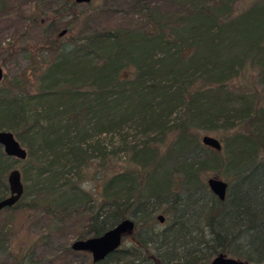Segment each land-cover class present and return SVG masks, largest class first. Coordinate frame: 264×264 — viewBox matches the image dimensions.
<instances>
[{
    "label": "trees",
    "instance_id": "16d2710c",
    "mask_svg": "<svg viewBox=\"0 0 264 264\" xmlns=\"http://www.w3.org/2000/svg\"><path fill=\"white\" fill-rule=\"evenodd\" d=\"M133 1L143 23L97 30L59 48L31 95L18 84L0 91V130L28 148L20 160L22 195L1 211L77 217L76 239L130 218L129 244L89 264H207L218 253L260 264L264 101L235 81L251 70L247 85L264 91V0L239 10L241 0H166L167 8ZM43 104L51 116L44 123L27 111ZM127 122L142 139L122 149L141 172L128 167L106 176L97 136ZM239 125L242 132L223 135ZM197 131L216 133L223 146H203ZM16 160L0 146V198ZM93 166L87 188L82 178ZM209 171L229 179L223 200L199 179ZM26 251L0 264H31L32 246Z\"/></svg>",
    "mask_w": 264,
    "mask_h": 264
},
{
    "label": "rangeland",
    "instance_id": "374dc122",
    "mask_svg": "<svg viewBox=\"0 0 264 264\" xmlns=\"http://www.w3.org/2000/svg\"><path fill=\"white\" fill-rule=\"evenodd\" d=\"M151 1L155 6L169 7L166 0ZM246 2L247 0L239 1L235 6L236 10L246 5ZM143 21L133 0H90L87 3H75L74 0H0V66L3 73L0 91L16 89L14 86L18 84L31 95L36 90L40 75L49 64L55 61L59 48L65 45L70 48V42H76L97 30L136 27V23L139 25ZM61 31L64 33L59 35ZM246 73H248L247 77H238L235 84L247 87L243 90L250 91L252 95L263 94L262 101H264V91L261 87L254 89L253 86L247 85L252 80L250 74L252 71L249 70ZM46 108L48 105L43 104L35 111H29V109L27 111L29 114H38L44 123L47 122V117L51 118ZM177 116L178 112L172 115L170 120L173 121ZM234 130L242 132L244 127L236 126L223 135H230ZM204 134L216 138L221 147L223 146L220 136L214 132L197 131L194 133V138L200 143V137ZM171 138L172 134L166 135L164 143L160 146V152ZM97 139L106 154L103 160L106 176L124 171L128 167L137 168V173L141 172L134 165L128 166L126 161L128 155L122 149L124 141H130L132 144L140 143L142 139L134 124L127 122L121 131L100 134ZM20 145L25 151L28 150L23 144ZM96 161L101 160L96 157L94 162ZM11 166L20 172L22 161L17 159ZM93 169L94 166L88 169L82 178L81 183L87 188L93 183L91 181L94 175L91 173ZM208 177L221 179L227 183V188L229 186L228 177L210 171L200 172L199 179L206 188L205 181ZM25 182L28 184L29 179L27 178ZM16 210L12 215L4 211L0 212L1 261L10 262L13 254L20 255L24 252L27 254L26 247L32 246L31 264H89L91 262L88 252L73 251L69 247L76 239V234L82 232L83 221L79 218L51 219L43 216L38 210H28L24 207ZM85 235L84 238L89 236ZM131 239V234L125 235L120 247L128 245Z\"/></svg>",
    "mask_w": 264,
    "mask_h": 264
},
{
    "label": "water",
    "instance_id": "95a60500",
    "mask_svg": "<svg viewBox=\"0 0 264 264\" xmlns=\"http://www.w3.org/2000/svg\"><path fill=\"white\" fill-rule=\"evenodd\" d=\"M75 3H87L90 0H74ZM61 31L59 35H62ZM3 73L0 66V81ZM200 143L203 146L211 148L215 151L220 150V142L207 134L200 137ZM0 146L6 156L13 157L18 160H23L26 157L25 149L15 139L14 135L8 130H0ZM208 190L218 199L223 200L227 183L215 177H208L206 179ZM6 183L8 194L0 198V211L6 207L12 206L21 197L23 192V183L21 181L20 172L16 168H12L7 172ZM159 223L163 222L161 214L156 216ZM134 228V222L130 218H123L110 228L103 231L97 236H88L81 239H75L69 245L73 251L88 252L91 257V262H99L105 258L106 255L113 252L120 247L122 237L129 234ZM207 264H253L248 261L240 260L234 257L227 256L223 253H218L213 256ZM264 264V262L260 263Z\"/></svg>",
    "mask_w": 264,
    "mask_h": 264
}]
</instances>
